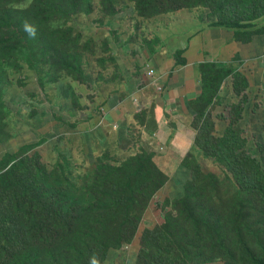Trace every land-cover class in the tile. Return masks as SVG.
<instances>
[{
	"label": "rangeland",
	"instance_id": "rangeland-1",
	"mask_svg": "<svg viewBox=\"0 0 264 264\" xmlns=\"http://www.w3.org/2000/svg\"><path fill=\"white\" fill-rule=\"evenodd\" d=\"M224 29L236 52L201 65L200 93L182 103L192 149L170 171L135 130L113 128L115 109H136L131 96L150 92L146 70L129 77L144 56L168 54L178 68L194 35L206 43ZM259 63L264 0H0V264H149L140 253L180 240L188 252L204 243L208 258L194 263L199 251L190 264H264ZM161 75L164 92L172 79ZM149 100L152 109L165 103L154 90ZM144 104L130 122L153 126ZM28 181L53 199L19 218L15 205L32 203L18 194L4 210L6 190L23 192ZM129 220L131 235L112 227Z\"/></svg>",
	"mask_w": 264,
	"mask_h": 264
},
{
	"label": "crops",
	"instance_id": "crops-1",
	"mask_svg": "<svg viewBox=\"0 0 264 264\" xmlns=\"http://www.w3.org/2000/svg\"><path fill=\"white\" fill-rule=\"evenodd\" d=\"M200 34L201 33L198 32L190 40L189 46L186 47V54L184 53V64L180 67L174 68L175 65H170L169 60H166L170 58L168 54L166 57L163 55L162 58L160 53L154 52L151 55L144 56L140 61V66L133 68L136 75L133 71L129 74V77L135 76L130 81L136 83L140 79L138 74L146 70V65H148L156 68L155 70L160 76V83L162 79L161 74L164 76L169 75L172 80L169 82L165 80L164 92H157L160 103L164 101V104H156L154 109H152L151 100H146L147 96L150 95V92L154 89L148 88L150 92L141 90L135 92L134 95L131 96L130 104L136 106V109L129 105L130 110L127 111L125 108L127 104H120V106L115 109L117 111V118L113 122V126L116 125L117 128L123 126L128 134L135 130L134 134L139 138V142L147 145L151 152H153L151 149L152 146L160 149L156 154V163L158 162L163 165L169 164L170 171L174 169L176 171L179 166L177 161L182 160L185 156L187 157L192 149L191 144L196 134L195 127L192 125L193 116L190 115L189 112L186 113L184 111L187 107L183 108L184 105L182 103L187 102L188 96L193 97L195 94L198 95L200 93L201 65L210 61L207 58L208 56L211 57V62L221 63L224 59L231 61V54L236 52L235 50H231L233 46H237L230 43V31L224 29L221 36L219 33L209 31V37L206 43L201 41ZM197 36H199L198 39H195ZM230 44L233 46L229 47ZM159 60L162 62L158 63ZM259 64L261 66V71L259 72V76L256 77L257 80H259L257 87L262 86L260 85V79L264 78V63ZM144 76L145 72L142 74L141 80H143ZM141 100L145 101L144 105L147 106L149 109L148 111L151 113L153 126L148 124L147 121L144 122V125L139 124V121H135V119L133 123L130 122V119L137 114V104H139ZM115 104L116 99L113 98V106H115ZM139 111L143 112L144 110L140 108L138 109V112ZM112 114L116 116V113Z\"/></svg>",
	"mask_w": 264,
	"mask_h": 264
},
{
	"label": "trees",
	"instance_id": "trees-1",
	"mask_svg": "<svg viewBox=\"0 0 264 264\" xmlns=\"http://www.w3.org/2000/svg\"><path fill=\"white\" fill-rule=\"evenodd\" d=\"M31 174H33V171H31V172L28 171L27 175H31ZM18 179H19V177H16V179H15L16 183L18 182ZM23 188H25V187H23ZM6 192L10 193L11 197H8L6 195L9 198V201L7 202L4 210L7 208H14L15 203L12 200V198L17 197L18 194L23 198H25V197L29 198L27 200V202H25V203H28L29 201H30L29 203H32L31 206L29 204H25L23 206H20V205L18 206L17 204L15 205L17 207L16 214L19 215V218L23 217V216L26 217V216L32 215V214L35 215V212H36V215H38L40 210H42V209H38V207H40L41 204H44L45 201L49 202V201H52V199H53V195L50 194L47 190H45L44 188H42L40 186L36 187L33 183H30L29 181H28V186H26V188L23 190V192H19V191L18 192H12V191H7V190H6ZM33 202H35V204H36L35 207L33 205ZM55 206L57 208V207H59V204H57ZM0 209H1V207H0ZM32 211H34V212H32ZM1 212H2V209H1ZM42 216L44 217V214H42ZM0 217H1V215H0ZM37 221L38 220L36 219L34 227H33V225H30L33 228V231L39 230V226L36 225ZM46 223L42 221L41 225L42 226L45 225L50 231L49 220H47ZM133 223L134 222H132L130 220L128 222H126L125 224L113 223L112 227L114 228L115 226L122 225V227H119L117 229L114 228V229L116 231H118L119 235H123L125 237L127 235H131V233L134 231ZM2 227L6 228V230H7V228H9V227H5L4 225ZM167 232H168L167 229H163V231L159 232V233H162L164 235V237H166ZM154 235H157V234L155 233ZM160 237H162V236H160ZM186 237H187V235L182 236V238H186ZM12 239L13 238L10 236V239L7 243L10 244L11 246H14ZM161 240H165V238L162 237ZM36 241H38L37 248H40L41 247V243H40L41 240H39V237H36ZM200 242L196 245V247L193 249V251H190V252H188L187 250H185L183 248V246L181 244V240H180V242L176 243V245L179 244L180 248H173L176 245H174V246L173 245H171V246L166 245L165 247H162L159 249L156 247H155L156 249H153V246H152V247L148 248L147 253L146 252L140 253L139 256H144V259L147 260L149 264H190V263L194 262V257H196L200 251L203 255H200L196 258V261L194 263H197L202 259L208 258V256L204 255V250L202 249V247L204 246L203 245L204 243L201 244ZM200 244H201V246L199 247ZM175 249H177L178 251L183 250L186 252H184L182 255H177L175 253ZM0 252H4L5 256L7 255V252L2 251L1 249H0ZM207 252H209V251H207ZM3 258L4 257L1 256L0 260ZM206 263H208V262H206Z\"/></svg>",
	"mask_w": 264,
	"mask_h": 264
},
{
	"label": "clouds",
	"instance_id": "clouds-1",
	"mask_svg": "<svg viewBox=\"0 0 264 264\" xmlns=\"http://www.w3.org/2000/svg\"><path fill=\"white\" fill-rule=\"evenodd\" d=\"M151 69L154 70V75H153V78H152V80H151L150 82H152V83H154V84H158V85H159V89H157L154 85H152V86H150V87H148V88H152V89H154L156 92L161 93V92L163 91V87H161L162 85H161V83L159 82V75L157 74L155 68L146 65V71H145V74H146L147 71H149V70H151ZM145 77H146V75L144 76V78H145ZM142 81H143V80H142ZM143 82H144V81H143ZM144 84H145V83H144ZM144 88H146L145 85H144ZM102 110H104V107H103V106H101V112H105V111H102ZM112 126H113V125H112ZM113 128H117V126L114 125ZM91 264H98V261L95 259V257L92 258V260H91Z\"/></svg>",
	"mask_w": 264,
	"mask_h": 264
},
{
	"label": "built area",
	"instance_id": "built-area-1",
	"mask_svg": "<svg viewBox=\"0 0 264 264\" xmlns=\"http://www.w3.org/2000/svg\"><path fill=\"white\" fill-rule=\"evenodd\" d=\"M146 79H144V83H145V86L146 87H150L152 85H154L157 89H159V85L158 84H154L152 82H150L149 80L153 78V75H154V70H149L146 72Z\"/></svg>",
	"mask_w": 264,
	"mask_h": 264
}]
</instances>
